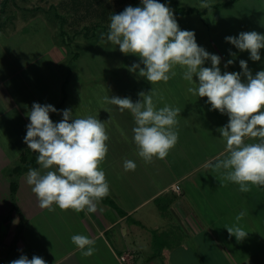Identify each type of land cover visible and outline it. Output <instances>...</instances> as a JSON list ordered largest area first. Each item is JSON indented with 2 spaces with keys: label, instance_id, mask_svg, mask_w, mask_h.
Listing matches in <instances>:
<instances>
[{
  "label": "crops",
  "instance_id": "obj_1",
  "mask_svg": "<svg viewBox=\"0 0 264 264\" xmlns=\"http://www.w3.org/2000/svg\"><path fill=\"white\" fill-rule=\"evenodd\" d=\"M195 4L184 7L204 10ZM173 13L178 24L186 26L181 30L194 31L197 44L221 58L222 73L242 72L240 60L247 61L253 76L264 70V49L260 61H252L247 51L225 40L241 32L264 34V0H238L204 15L180 16L175 7ZM10 28L0 29V264H10L21 255L42 257L46 264H196L195 259L197 264H264L262 234L237 241L224 228L236 224L235 217L244 211L240 227L264 230V187L251 186L243 193L221 173L205 167L208 161L228 155L217 129L229 117L211 110L206 97L188 93L195 85L182 78L178 66L177 75L167 83L152 85L138 70L129 71L140 58L121 53L118 45L111 49L93 44L69 54L59 42L45 43L41 31L28 23ZM102 41L108 42L107 35ZM95 48L99 58L91 61ZM230 59L233 64L225 67ZM204 66L211 67V62ZM193 79L198 83L197 77ZM152 89L157 109L165 105L180 109L179 138L164 160L154 157L146 163L133 140L134 117L104 97H127L135 103L140 92ZM33 103L54 106L58 110L50 113L54 123L63 119L64 109H70L74 118L91 115L104 122L108 152L100 168L111 202L100 200L93 213L39 207L26 183L28 171H14L22 167L28 148L24 137ZM256 142L257 138L245 139ZM125 160L135 162L134 171L124 170ZM36 170L45 171L38 163ZM75 234L95 240L92 256H83L71 242ZM247 244L258 247L252 251Z\"/></svg>",
  "mask_w": 264,
  "mask_h": 264
},
{
  "label": "clouds",
  "instance_id": "obj_2",
  "mask_svg": "<svg viewBox=\"0 0 264 264\" xmlns=\"http://www.w3.org/2000/svg\"><path fill=\"white\" fill-rule=\"evenodd\" d=\"M141 4V7L128 6L110 17L107 41L118 45L125 55L138 56L140 63H134L129 71L138 70L139 76L152 85L167 83L177 75L174 69L178 66L182 78L195 85L187 89L188 93L206 97L211 110L229 117L228 123L217 129L226 141L228 155L208 161L205 167L221 173L225 181L237 184L243 193L249 192L251 186L264 187V70L253 76L247 61L240 60L242 72L222 73L221 58L199 46L194 31L181 30L172 9L158 0H141ZM209 7L208 0H201V9ZM225 40L241 52L247 51L252 61H260L264 34L241 32L238 37L228 36ZM206 61L211 62V67L204 66ZM233 62L228 60L225 67ZM194 76L198 83L194 82ZM138 95L141 99L135 103L118 96H105L104 100L118 106L121 112L129 110L134 117L136 126L132 131L138 155L146 163H151L154 157L164 160L178 142L180 109L169 105L157 109L153 89ZM57 111L50 104L33 103L27 113L30 123L24 143L38 153L37 163L45 171L29 169L26 183L41 209L55 211V205L64 211L96 212L97 203L110 191L105 172L100 168L108 152L105 124L91 115L74 118L70 109L61 110L63 119L54 123L50 113ZM246 138H257L258 142L245 143ZM135 168V162L125 160V171ZM245 215L241 211L235 217L236 224L224 227L237 241L248 234L239 226ZM71 242L85 257L96 251L95 240L87 236L75 234ZM10 264H46V261L35 255L31 259L21 255Z\"/></svg>",
  "mask_w": 264,
  "mask_h": 264
},
{
  "label": "rangeland",
  "instance_id": "obj_3",
  "mask_svg": "<svg viewBox=\"0 0 264 264\" xmlns=\"http://www.w3.org/2000/svg\"><path fill=\"white\" fill-rule=\"evenodd\" d=\"M178 2L180 6L197 3L195 5L200 7V3L196 0H178ZM187 2L193 3L187 4ZM208 2L210 4L223 3L221 0H208ZM128 6L141 7V0H0V29H5V26L17 28L21 24L28 23L34 27V30L41 31L42 35H40L44 38L45 43L50 40L59 42V45L66 47L69 54L79 47L81 49L84 46H95L93 44H97V46L110 45L109 48L112 49L115 47L114 44L99 42L101 35H107L110 17L113 14L121 13ZM166 6L172 11L174 10L172 4L169 3ZM10 15L11 17H9ZM186 20L191 22V19ZM187 21L184 23H188ZM178 25L180 29L186 27L183 23ZM115 51L111 52L110 58L114 57ZM91 53V61L92 59L95 61L94 58H99L96 48ZM118 59L121 60L119 57ZM64 63L66 62L62 63L63 66ZM81 64H84V61ZM257 219L259 227V218ZM248 227L246 225L245 228L248 233L247 238L250 235L252 240L259 238L258 234H262L261 237H264L263 229L253 230L254 228L251 227L250 230ZM174 232L176 233V230ZM245 247L255 251L258 244H247ZM193 261L197 264L196 259Z\"/></svg>",
  "mask_w": 264,
  "mask_h": 264
},
{
  "label": "trees",
  "instance_id": "obj_4",
  "mask_svg": "<svg viewBox=\"0 0 264 264\" xmlns=\"http://www.w3.org/2000/svg\"><path fill=\"white\" fill-rule=\"evenodd\" d=\"M238 0H228L226 2L223 3H218L215 5L210 6L207 9L204 10H200L196 7H184V6H180L177 0H158V2L160 3H170L175 7L176 13L180 16L183 15H188V14H198V15H204L205 13H207L210 9H220L223 8L227 5H230L232 3L237 2ZM37 157H38V153L30 150L27 148L25 155H23L22 157V167H18L16 168L14 171L15 172H27L29 171V169H36L37 168ZM106 201H110L107 197L103 198ZM111 202V201H110Z\"/></svg>",
  "mask_w": 264,
  "mask_h": 264
},
{
  "label": "built area",
  "instance_id": "obj_5",
  "mask_svg": "<svg viewBox=\"0 0 264 264\" xmlns=\"http://www.w3.org/2000/svg\"><path fill=\"white\" fill-rule=\"evenodd\" d=\"M121 260H122V261H125V258H124V257H121Z\"/></svg>",
  "mask_w": 264,
  "mask_h": 264
}]
</instances>
